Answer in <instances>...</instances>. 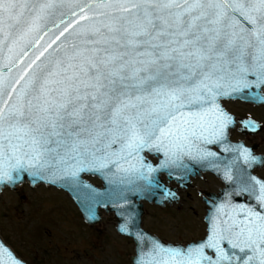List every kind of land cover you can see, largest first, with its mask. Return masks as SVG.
Masks as SVG:
<instances>
[{"label":"snow or ice","instance_id":"6c2138e0","mask_svg":"<svg viewBox=\"0 0 264 264\" xmlns=\"http://www.w3.org/2000/svg\"><path fill=\"white\" fill-rule=\"evenodd\" d=\"M56 2L34 0L29 7V0H0V33L19 25L25 11L34 14L26 31L34 30ZM80 12L89 21L80 29L83 46L56 60L52 79L37 87L29 78L15 102L5 99L0 82V183L13 180L14 172L20 179L23 171L35 175L66 163L69 155L82 164L77 155L88 149L81 148L104 137L122 141L129 155L169 138L187 140L186 125L207 116L203 103L225 82L233 91L264 85V0H87ZM192 105L201 110L183 111ZM217 118L222 129L229 118L218 110ZM85 132L90 141L81 139ZM259 199L264 203V184ZM230 219L204 244L158 249L165 258L144 264H264V214L249 209L245 219ZM223 239L243 255L222 248ZM5 255L0 249V264H16Z\"/></svg>","mask_w":264,"mask_h":264},{"label":"water","instance_id":"95a60500","mask_svg":"<svg viewBox=\"0 0 264 264\" xmlns=\"http://www.w3.org/2000/svg\"><path fill=\"white\" fill-rule=\"evenodd\" d=\"M86 3L87 0H57L54 7L36 22L32 31H26L34 15L28 11H25L19 25L13 28L5 25L3 33H0V82H3L5 99L11 95V102H15L16 94L29 78L34 77L38 87L50 71H56L57 59L71 55L74 46H83L80 29L89 21L80 19L84 15L80 9ZM33 4L34 0H29V7ZM65 28L68 30L64 31ZM61 32L64 34L60 35ZM57 37L59 39H56ZM49 44L51 47H48ZM37 56L39 59H36ZM246 78L249 81L255 80L252 75ZM216 91L215 96L209 95L203 103L207 116L200 123L186 125L189 128L187 140L174 142L169 138L160 147L148 146L129 155L128 150L122 147V141L111 142L110 137H104L99 143H86L81 148V152H84V148L88 149L83 156L77 155L84 163H78L77 159L69 155L66 157V163H57L55 167L35 175L32 174L35 170L29 169L19 173L21 178L16 179L17 173L14 172L13 180L0 183V190L6 187L15 189L26 182L33 187L45 184L63 189L70 194L89 225L102 222L100 209H104L106 213H114L118 233L132 238L135 242V254L131 256L132 264H144L153 259L162 261L165 258L164 251L158 254V249L185 250L204 244L210 239L213 228L218 225L223 229L226 226L225 221L231 223L230 218L243 220L245 212L249 209L264 214V203L259 199L260 186L264 184V180L254 173L264 168V155L257 154L260 147L258 143L247 146L243 141L230 140V130L236 126L237 121L226 112L221 102L232 99L264 105V99H260L264 97V85L257 86L253 83L250 87L233 91L228 82H225L224 87ZM31 95L32 91L29 89L28 96ZM200 110V105L183 109L185 113ZM217 110L229 118L222 129ZM240 123L243 127L247 123L256 126L255 131L249 127L248 131L242 129L246 134H259L263 129L261 124L250 118L242 119ZM193 132L195 134H192ZM81 139L90 141L91 138L85 132ZM214 145L218 150L213 149ZM245 151L248 153L247 159ZM147 153L159 157L158 163L154 164L147 157ZM201 170L213 172L225 185L219 194L207 193L212 201L206 200L209 209L205 216V238L185 245L173 244L164 242L145 230L142 226L145 213L143 201L165 206L166 201L171 204L179 199L176 189L163 184L161 174L169 173L171 180L187 186L191 175L196 176ZM74 171L76 175L73 177L71 173ZM85 176L98 177L102 181V187L85 179ZM220 244L229 253L243 255L239 249L231 248L228 239L221 240ZM0 249L6 254L5 261L10 255L16 264H27L1 235ZM204 252L205 255L216 258L213 249L205 248ZM236 264H239V261H236Z\"/></svg>","mask_w":264,"mask_h":264},{"label":"rangeland","instance_id":"374dc122","mask_svg":"<svg viewBox=\"0 0 264 264\" xmlns=\"http://www.w3.org/2000/svg\"><path fill=\"white\" fill-rule=\"evenodd\" d=\"M224 106L238 122L231 139L246 145L258 143L257 153L264 155V130L249 137L239 131L240 119L247 116L264 124V106L241 101H224ZM261 171L255 173L264 177ZM86 178L102 187L98 178ZM192 180V187L177 193L178 201L164 209L143 201V228L167 243L202 240L207 235L204 217L208 209L203 199L211 200L207 192L218 194L224 184L211 173ZM100 211L102 222L88 225L67 191L47 185L31 187L26 182L0 190V235L27 264H132L133 239L118 233L114 213Z\"/></svg>","mask_w":264,"mask_h":264},{"label":"flooded vegetation","instance_id":"af4514ba","mask_svg":"<svg viewBox=\"0 0 264 264\" xmlns=\"http://www.w3.org/2000/svg\"><path fill=\"white\" fill-rule=\"evenodd\" d=\"M256 106V105H255ZM264 106V105H263ZM230 112V111H229ZM230 113H232V112H230ZM232 115L234 116V117H236L235 115H234V113H232ZM248 118H250V119H252V120H254V121H256V122H258L259 124H261V126H262V131L264 130V124L262 123V122H260V121H258V120H256V119H254V118H252L251 116H247L246 118H242V119H248ZM237 119V118H236ZM235 128H237L236 126H235ZM235 128H233L234 130H235ZM245 131H248L249 130V128L248 127H244L243 128ZM234 130H232V131H230V136H229V138H230V140L231 141H233L232 139H231V135H232V132L234 131ZM239 131L240 132H242V133H244L242 130H240L239 129ZM245 134V133H244ZM253 135H255V134H253ZM253 135H250V134H246V136H253ZM245 136V137H246ZM247 137V138H248ZM233 142H236V141H233ZM253 145V144H252ZM169 146V145H168ZM248 146H251V145H248ZM170 150H171V146H169L168 147ZM213 149L214 150H218V147L216 146V145H214L213 146ZM151 159H152V161L153 162H157V158L156 157H154V156H151ZM262 169H264V168H262ZM261 171V170H260ZM263 171V170H262ZM261 171V172H262ZM206 174V173H211V172H209V171H203V170H201L200 171V174H198V175H196V176H194L193 178H195V177H201L202 176V174ZM213 176H215L213 173H211ZM162 176H161V178L162 179H164L165 181H167L168 183V185H166L167 187H170V188H174V189H176V192L180 195L182 192H186V190H188V189H190L189 187H192V184H193V180L191 179V181H190V183H188V184H186L187 186H182L181 184H178V183H176L175 181H173V180H171L170 179V177H169V173L168 174H161ZM216 177V176H215ZM217 179H219L218 177H216ZM260 178H262V179H264V177H261L260 176ZM220 181H221V179H219ZM223 189V187L222 186H219L218 187V193H220L221 192V190ZM207 193H212V194H215L214 192H211V191H209V192H207ZM203 201L207 204V202H206V199L204 198L203 199ZM166 206L167 205H170L169 204V202L168 201H166V204H165ZM155 206L156 207H158V208H160V209H164L166 206H160V205H157V204H155Z\"/></svg>","mask_w":264,"mask_h":264},{"label":"bare ground","instance_id":"6f19581e","mask_svg":"<svg viewBox=\"0 0 264 264\" xmlns=\"http://www.w3.org/2000/svg\"><path fill=\"white\" fill-rule=\"evenodd\" d=\"M162 182H163V184H166V185H168V184H167V183H168L167 181H165V180H162Z\"/></svg>","mask_w":264,"mask_h":264}]
</instances>
